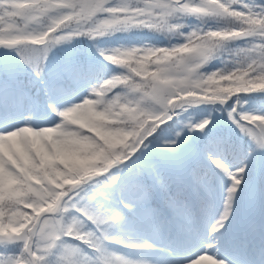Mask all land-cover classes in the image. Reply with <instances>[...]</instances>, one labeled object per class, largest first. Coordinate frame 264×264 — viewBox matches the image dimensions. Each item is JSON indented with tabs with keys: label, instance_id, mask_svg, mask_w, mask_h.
Instances as JSON below:
<instances>
[{
	"label": "snow or ice",
	"instance_id": "6c2138e0",
	"mask_svg": "<svg viewBox=\"0 0 264 264\" xmlns=\"http://www.w3.org/2000/svg\"><path fill=\"white\" fill-rule=\"evenodd\" d=\"M257 7L239 0H0V47L15 49L37 78L49 50L73 37L145 28L178 40L100 50L120 74L66 110L49 104L59 117L53 126L0 131V264H148L141 257L153 251L162 254L160 264H264V114L238 110L242 95H264V4ZM188 16L201 25L185 32L178 21ZM208 19L223 26L206 28ZM235 41L245 46L232 51L231 67L201 72ZM91 73L68 61L47 91L58 98ZM0 77V94L27 98L14 70L0 68ZM234 97L225 111L247 146L211 135L212 121L204 119L184 129L207 142L182 153L187 138L173 127L177 111L223 107ZM164 126L163 151H147ZM208 167L228 184L223 211L202 236L198 225L215 195Z\"/></svg>",
	"mask_w": 264,
	"mask_h": 264
},
{
	"label": "trees",
	"instance_id": "16d2710c",
	"mask_svg": "<svg viewBox=\"0 0 264 264\" xmlns=\"http://www.w3.org/2000/svg\"><path fill=\"white\" fill-rule=\"evenodd\" d=\"M239 3L246 4L249 7H252L254 10L259 11L258 5L264 4V0H239ZM238 7V5H237ZM179 23L185 25L183 31L187 32L193 27H199L201 21L197 20L195 17L188 16L186 18H180ZM218 26H223V24L217 23V21L208 19L204 24L206 28L215 29ZM133 31V30H132ZM122 32L121 34H111L109 36H102L100 39H89L84 36L78 37L76 40L72 38L71 40L64 41L60 44L53 46L48 54L47 59L45 60V70L39 78L35 77L28 69L27 65L24 64L21 57L17 54L16 50L3 52L0 54V68H8L14 70L17 73V78L25 85L27 99L33 98L37 99L39 94L46 95L47 97L52 98V96L47 91L49 84L51 83L52 77L55 73L59 72L68 61H72L81 66L88 67L91 66L92 73L90 81H94L93 85H90L91 88L96 87L97 85L103 83L104 80L110 78L112 74H118L122 69L107 63L100 55V50H111V49H127L131 47H168L172 44L178 42L175 37L170 36L169 34H164L162 32L152 31L149 29H143L140 31L134 32ZM159 36V37H157ZM245 46L244 41H235L229 42L224 50H222L217 56L211 59L206 65L203 66L201 72L209 73L222 69L223 62H227L232 58V51L238 47ZM227 64V63H226ZM228 67L231 65L227 64ZM117 71V72H116ZM2 78V77H0ZM65 87L71 88L65 82ZM89 86L88 82L82 84L79 87L71 88L69 92L62 95L64 97H70L78 92V89L87 88ZM119 91V89H117ZM0 97H6L12 99L13 97L5 91L3 94H0ZM56 98L57 97H53ZM236 98L228 102V104L221 107L220 105H203L200 107L190 106L184 109L182 112H179L174 116L175 123L169 121V124H173V127L176 131L186 132L184 125L186 124H197L204 119H209L212 123L209 127L212 129L211 135L214 136H223L227 137L235 143L242 144L247 146L248 138L243 136L239 130L231 124L227 118V112L225 109L229 108V105L232 104ZM241 104L238 105V110L242 112H251L254 114H264V95L254 93L250 95H242L240 97ZM157 135V139L149 145H159L162 144L161 137L167 134ZM207 137H204L203 134L191 133L185 148L183 151H187L191 146L203 144L207 142ZM152 140V137H151ZM151 148L147 150L150 151ZM163 149L156 151H151L153 153H160ZM113 171H116L114 168ZM208 171V170H207ZM209 179L212 181V173H209ZM86 193L91 194V190L86 187ZM84 195V193H82ZM27 211V209H25Z\"/></svg>",
	"mask_w": 264,
	"mask_h": 264
},
{
	"label": "rangeland",
	"instance_id": "374dc122",
	"mask_svg": "<svg viewBox=\"0 0 264 264\" xmlns=\"http://www.w3.org/2000/svg\"><path fill=\"white\" fill-rule=\"evenodd\" d=\"M186 18V17H182ZM144 28H130L125 31H119V32H114L111 34H121L122 32H134V31H140L143 30ZM153 31V30H152ZM111 34H106L105 36H109ZM167 34V33H164ZM80 37V36H78ZM78 37H73L76 40ZM86 37V36H84ZM159 37V36H157ZM88 38V37H86ZM100 39L101 37H97ZM96 39V38H95ZM244 47V46H243ZM117 67V66H116ZM227 64L223 62L222 69L227 68ZM119 68V67H118ZM120 69V68H119ZM221 69V68H220ZM117 72V71H116ZM122 72V70H121ZM120 72V73H121ZM118 73V74H120ZM118 74H112L113 75H118ZM82 96H87V93H82ZM70 98V100H60L59 103H53V107L57 109V111H62L66 110L68 107H71L75 104H78L82 102L83 98ZM8 103V102H7ZM1 104V101H0ZM203 105H197L195 107H200ZM210 106V105H208ZM49 109H51L49 107ZM184 109L178 110L177 114L179 112H182ZM59 122V117L52 111L49 113V115L46 114V112L41 109L40 107H36L32 102H27L24 103V101H13L12 104L9 106L4 107L3 109L0 108V131H3L5 129H12L16 127H21V126H30L32 128H42V127H50L53 126L55 123ZM198 123V121L196 122ZM195 125V124H193ZM163 126V125H161ZM72 127H79L78 125H72ZM86 131V129L82 130ZM181 132V131H180ZM182 138L186 137L189 138L190 133L186 132H181ZM151 140V137L149 138ZM150 151H156L159 149H163V144L159 143L158 146L151 145ZM148 151V150H147ZM183 153V152H182ZM225 181L227 180L226 177ZM224 181V182H225ZM223 182V183H224ZM228 183V181L226 182ZM222 185V184H221ZM217 185L214 188L215 190V195L214 199L211 201L209 204V207L205 210L202 220L198 225V232L200 235H206L207 229L210 227L212 223L215 222V220L218 218V214L223 211V202H224V197H225V191L227 185ZM27 211H30L27 209ZM10 215V213H9ZM70 243H75V242H70ZM184 249H191L194 248L193 245L187 243V242H182L181 245ZM110 250H115V251H120L124 252V249L119 248L116 245H109L108 246ZM162 254L159 251H153L150 253H147L141 257V259L146 260L148 264H160ZM204 264H207V262H204Z\"/></svg>",
	"mask_w": 264,
	"mask_h": 264
},
{
	"label": "water",
	"instance_id": "95a60500",
	"mask_svg": "<svg viewBox=\"0 0 264 264\" xmlns=\"http://www.w3.org/2000/svg\"><path fill=\"white\" fill-rule=\"evenodd\" d=\"M5 50H11V49H6V48H3V47H0V53L5 51Z\"/></svg>",
	"mask_w": 264,
	"mask_h": 264
},
{
	"label": "bare ground",
	"instance_id": "6f19581e",
	"mask_svg": "<svg viewBox=\"0 0 264 264\" xmlns=\"http://www.w3.org/2000/svg\"><path fill=\"white\" fill-rule=\"evenodd\" d=\"M249 201H251V197H249L248 200L246 201V207Z\"/></svg>",
	"mask_w": 264,
	"mask_h": 264
}]
</instances>
